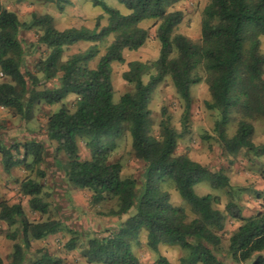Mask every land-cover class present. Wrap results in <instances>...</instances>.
<instances>
[{
    "label": "trees",
    "instance_id": "1",
    "mask_svg": "<svg viewBox=\"0 0 264 264\" xmlns=\"http://www.w3.org/2000/svg\"><path fill=\"white\" fill-rule=\"evenodd\" d=\"M15 1L53 4L60 13L71 4V0ZM181 1L118 0L129 12L123 15L101 0H91L93 6L108 16L107 25L100 27L101 18L97 17L92 29L64 30H57L48 14L33 13L27 22H20L0 1V77L9 80L0 83V107L12 111L26 125L33 119L37 106L60 105L47 118L44 140L56 144V153H64L67 184L89 191V204L93 207L107 200L116 201V210H111L110 216L121 217L131 207L136 209L116 230H108L104 237L88 239L81 251L86 264H139L132 244L141 232H145L146 246L156 254L157 264H171L158 253L160 245H179L185 250L186 257L180 264H224L213 250L221 244L219 233L224 230L227 217L242 223L228 239V254L234 262L244 263L264 252V210L249 218H244L232 202L226 204L225 213L216 210L214 205L220 203L219 198L210 194L198 196L194 188L206 183L215 190H232L228 177L186 154H176L178 140L188 131L190 89L201 83L197 69L202 68L211 97L205 107L218 113L213 126L218 142L232 156L241 150L264 155V145L252 141L254 127L249 123L264 119V52L260 50V38L264 37V0H209L202 12L198 44L175 33L183 14L168 10ZM149 20L156 27L158 58L130 62L122 78L133 85V90L113 103L112 64L124 62L125 50L137 51L145 44L148 33L140 24ZM33 29L38 32L36 45L44 47L34 74L22 70L25 52L19 39L21 30ZM111 36L112 41L91 69L90 62L99 54L97 43ZM81 42L92 45L62 59L65 51ZM145 76L148 80L144 83ZM166 78H170L182 102L181 132L171 127L162 109L158 134L154 136L149 109L151 95ZM53 80L56 84L49 88L46 84ZM69 96L76 97L72 112L63 103ZM233 114L242 119L235 134L228 138L226 127ZM124 131L130 135L135 158L144 163L139 188L136 180L121 178L119 163L109 162L116 140ZM78 139L89 152L87 160L80 158ZM48 148L35 140L10 147L0 143L4 173L21 167L43 178L45 174L38 167L44 162ZM169 181L193 210L196 217L192 220L182 207L172 205L169 194L162 190ZM230 190L228 193L233 194ZM19 192L28 198L32 212L48 215V194L43 192L41 183L26 177L19 185ZM0 224L7 227L5 232L0 228V235L13 242L9 264H25L33 242L63 229L60 220L29 221L19 203L0 202ZM68 232L71 238L65 247L74 250L80 245L78 233L74 229ZM59 263L44 252L30 264ZM0 264H3L1 259ZM252 264H264V258L257 256Z\"/></svg>",
    "mask_w": 264,
    "mask_h": 264
},
{
    "label": "rangeland",
    "instance_id": "2",
    "mask_svg": "<svg viewBox=\"0 0 264 264\" xmlns=\"http://www.w3.org/2000/svg\"><path fill=\"white\" fill-rule=\"evenodd\" d=\"M0 1L4 8L17 15L20 22H27L31 14L34 13L36 15L48 14L52 16L57 30L81 27L92 29L97 17L101 18L100 27L107 25L108 16L101 8L93 6L91 0H71V4L65 7L61 13L56 10L53 4L36 1H26L23 3H16L15 0ZM101 1L123 15L129 13L118 0ZM208 3L209 0H182L170 8L169 12L179 11L183 14V20L176 28L175 33L183 35L193 43L198 44L200 42L202 12ZM140 27L146 29L148 33L145 44L137 51L125 50L122 54L124 62L112 64L111 85L113 89V103H118L123 94L133 90V85L125 82L122 78V74L128 70V64L133 61H154L158 58L159 43L155 38L156 27L154 21H145L140 24ZM37 35L36 29L30 31L21 30L19 33V39L25 52L22 70L32 74L35 73L34 66L36 62L41 57L42 52H44V47L36 45ZM112 38L111 36L103 42L97 43L99 54L90 62L89 67L91 69L96 67L99 57L104 54ZM260 42V50L264 52V37L260 38ZM91 45L85 42L78 43L65 51L62 59L66 60L73 54L83 52ZM197 74L202 80L201 83L192 86L190 89L192 103L189 113L188 131L178 140L176 154H186L194 161L209 169L222 171L227 177L229 176V181L232 179V176L227 174H230L231 170L240 171L242 168H248V172L251 173L252 178H255L253 183L246 179L243 187L234 186L232 187L234 190H215L208 184L202 183L197 185L194 191L198 196L210 194L218 197L220 203L214 205V208L222 213H225L227 203L232 202L239 207L240 202L243 201L250 206H245V208H248L246 214H254L258 209L263 208L264 187H257L256 181L264 180V163L260 165L255 164L253 152L247 153L244 150H241L236 156H232L218 142L213 132L214 122L218 119V113L205 107V102H210L211 100L208 86L205 83L206 73L202 68H198ZM147 80V76L143 77L144 83ZM8 81V79L0 77V83ZM55 84L56 81L53 80L46 85L51 88ZM75 101V96H69L63 103L72 112L75 107ZM59 108L60 105L48 107L41 104L37 106L33 112V119L26 125H23L20 118L15 116L12 111L0 109V143L2 145L10 147L13 144H23L27 141L35 140L49 146L45 153L44 162L38 167L45 174L43 178H39L36 173L25 171L21 167L13 168L9 174H5L0 158V202H6L9 205L21 204L27 218L31 222H42L52 219L60 220L63 224L61 232L49 236L44 240L33 242L32 248L26 256L25 264H30L44 252L48 253L53 260H59V264H86L81 251L82 247L86 246L88 239L94 236H106L108 230L117 229L121 219H126L136 212L135 207H131L121 217L110 216L109 212L116 210V201L107 200L93 207L89 204L91 195L89 191L75 189L67 184L63 170V165L66 162L64 153H56L54 151L56 144L44 140L47 118L57 112ZM149 109L151 111L152 134L154 136L158 134L159 122L162 119V109H165L170 119L171 127L176 132H181L180 118L183 106L175 93L170 78H166L156 87L151 95ZM241 119L240 115H232V119L226 127L228 138L235 134L237 123ZM249 123L254 127L253 136H255L256 144L262 142L259 144L264 145V119H256L249 121ZM77 145L80 158L82 160L89 159V152L85 148L84 142L78 139ZM109 162L119 163L122 166L121 178L136 180L137 187L139 188L144 163L135 158L131 149L130 135L127 131H124L121 137L116 140V149L111 154ZM26 177H31L41 183L43 192L48 194V197H46V201L49 203L48 215L42 216L32 212L27 205L28 198L20 194L19 185ZM239 188H242L243 192ZM162 190L169 194L172 205L182 207L186 211L189 220L196 217L193 210L178 195L173 182H167L162 186ZM229 190L233 194L228 193ZM235 225L231 219L227 218L224 230L219 233L221 244L213 250L215 256L224 264H238L228 254V239L233 233ZM0 228L3 232L7 230L4 224H0ZM68 229H74L78 233L80 245L74 250H67L65 247V244L71 238ZM145 237V232H141L138 240L132 244V251L137 257L139 264H157L156 254L147 248ZM12 245V241L7 240L3 234L0 235V259L3 264H9L10 262L9 256L12 252ZM158 253L171 264H180V260L185 258L187 254L179 245H160ZM257 256L264 258V252L257 253L249 261L240 264H252Z\"/></svg>",
    "mask_w": 264,
    "mask_h": 264
},
{
    "label": "crops",
    "instance_id": "3",
    "mask_svg": "<svg viewBox=\"0 0 264 264\" xmlns=\"http://www.w3.org/2000/svg\"><path fill=\"white\" fill-rule=\"evenodd\" d=\"M76 45V44H75ZM74 46V45H73ZM72 47V46H71ZM0 109L4 110L2 107H0ZM252 141L255 145H261L259 143H262V142H258L256 144V139H255V136L252 137ZM254 163L255 164H263L264 163V155H259V156H256L254 154ZM190 158V157H189ZM191 159V158H190ZM193 160V159H192ZM194 161V160H193ZM196 162V161H195ZM199 163V162H198ZM200 164V163H199ZM230 172V171H229ZM226 175V174H225ZM227 175H231L232 176V179L229 181V184L231 187H243V185L245 184V180L248 179L250 180L252 183L255 181V178H252V175L250 172H248V168L247 169H243L240 170V171H236V170H231L230 174L228 173ZM229 177V176H228ZM264 177V175H263ZM241 182H243V184H241ZM250 183V182H248ZM256 186L257 187H264V180H260V181H256ZM76 189V188H75ZM241 192H243L242 188H239ZM234 190V188H233ZM243 194V193H242ZM242 194H241V198H242ZM244 196V195H243ZM244 198V197H243ZM237 205V204H236ZM245 206L247 207H250L249 204H246V202H240L239 204V210L241 212V215L244 217V218H249V217H252L254 216L257 212H260V211H263L264 210V201H263V208L261 209H258L254 214H246L247 213V210L248 208H245ZM118 218V217H117ZM228 218V217H227ZM230 219V218H229ZM125 219H121L120 220V223H122ZM232 220V219H231ZM236 225H235V228L233 230V232L236 231V229L242 224L241 222H237L235 220H232ZM160 247V246H159Z\"/></svg>",
    "mask_w": 264,
    "mask_h": 264
},
{
    "label": "built area",
    "instance_id": "4",
    "mask_svg": "<svg viewBox=\"0 0 264 264\" xmlns=\"http://www.w3.org/2000/svg\"><path fill=\"white\" fill-rule=\"evenodd\" d=\"M0 76H2V74H0Z\"/></svg>",
    "mask_w": 264,
    "mask_h": 264
}]
</instances>
